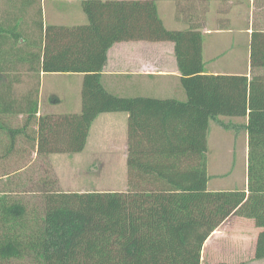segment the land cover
<instances>
[{
    "label": "trees",
    "instance_id": "1",
    "mask_svg": "<svg viewBox=\"0 0 264 264\" xmlns=\"http://www.w3.org/2000/svg\"><path fill=\"white\" fill-rule=\"evenodd\" d=\"M13 1L0 0V76L7 72L12 79L0 83V177L7 186L0 190V264H200L203 244L231 217L251 220L260 230L254 257L264 259V73L256 74L264 71V32L251 34L250 80L204 77L205 8L173 0L174 18L187 28L170 31L157 14L160 0H83L87 22L74 26L44 25L41 0H23L21 27L16 12L1 9ZM20 39L24 51L7 58ZM129 41L174 44L186 102L121 98L104 88L107 51ZM21 69L37 78L81 74V111L38 115V81L36 99L28 91L14 94ZM207 80L218 83L217 98L206 99L211 105L196 95ZM237 81L236 99H242L235 106L226 93ZM121 112L129 114L124 192L66 193L42 181L34 191L37 204L11 187V159L80 153L95 118ZM219 115L248 118L245 190L207 188V133Z\"/></svg>",
    "mask_w": 264,
    "mask_h": 264
},
{
    "label": "crops",
    "instance_id": "2",
    "mask_svg": "<svg viewBox=\"0 0 264 264\" xmlns=\"http://www.w3.org/2000/svg\"><path fill=\"white\" fill-rule=\"evenodd\" d=\"M83 0H41V12L44 25L74 26L84 25L86 16L81 10ZM105 1V0H102ZM139 1V0H117ZM192 10L205 8L207 10L202 28V57L204 77H239L251 78L250 45L251 34L254 31L264 32V0L221 1V0H184ZM261 18L253 22V10ZM157 14L163 26L170 31H180L187 28L175 20V3L173 0L157 2ZM264 71L257 70L256 74ZM27 76V75H26ZM28 78L39 82L38 115L64 114L81 111V74H45L38 78L29 73ZM60 79V82L54 81ZM65 79V80H64ZM182 75L175 57V46L171 42L129 41L113 44L107 51L106 63L101 71V83L111 94L121 98H149L157 100H175L186 102V94L181 84ZM232 82L228 89V102L238 106L241 103L240 81ZM217 81L207 80L197 85L196 95L200 100L209 97L217 98L219 93ZM30 86L28 87V89ZM62 89V91H60ZM34 100V99H33ZM206 104L214 103L205 101ZM158 112H153L155 114ZM158 116H162L161 113ZM247 116L229 117L217 116L210 121L207 133V158L210 153V129H220L228 138L240 137L244 134V156L247 184V133L244 129ZM128 113H105L98 115L92 122L85 148L76 154H52L46 157L52 162L69 161L85 162L95 147H103L104 141L111 142L113 152L122 154L120 163L127 171L128 150ZM235 142V141H234ZM95 149V148H94ZM34 154V153H33ZM36 154H34L35 158ZM208 160V159H207ZM208 164V162H207ZM209 181V177H208ZM208 185V184H207ZM208 187V186H207ZM246 189V188H245ZM115 192V191H106ZM216 192V191H211ZM251 220L231 217L221 224L203 244L200 264H243L239 259L247 257L252 261L248 264H264V259L254 257L256 238L259 233ZM211 245V247H208ZM225 248L236 252L232 259L225 260L221 252ZM226 257H229L226 255ZM229 263L228 261H231Z\"/></svg>",
    "mask_w": 264,
    "mask_h": 264
},
{
    "label": "rangeland",
    "instance_id": "3",
    "mask_svg": "<svg viewBox=\"0 0 264 264\" xmlns=\"http://www.w3.org/2000/svg\"><path fill=\"white\" fill-rule=\"evenodd\" d=\"M22 1L23 0H15L12 3H3L1 5V9L9 14L16 12L19 16L17 24H20L21 27L23 25ZM33 8L31 9V13L35 12L38 7L35 5ZM257 13L258 12L254 8L253 22L257 17L261 18V15L258 16ZM262 17L264 16L262 15ZM31 32L30 36L32 37V35H35V32L34 30H31ZM23 39H20L15 45L13 43L12 49L9 48L10 51H13L6 55L7 58L12 59L16 50L18 55H21L24 51L23 47H25ZM20 72V75L17 76V82L13 84L15 96L20 97L28 91V98L31 100H33V98L36 99V95L33 93L36 91L35 87L37 81L35 82L33 78L32 80L28 78L24 69H21ZM10 80H12L11 75L7 74V72L0 76V83L6 84V82ZM59 80L55 78L54 81L58 83L60 82ZM29 86L30 88L28 89ZM60 91H62V89H60ZM14 122L19 124L21 123V119L18 118ZM209 140L211 144L210 153L207 158V174L209 177L207 185L208 190H245L247 184L244 134L240 133V137L238 138H228L220 129L211 128ZM102 146L103 147L96 148L94 140L93 149H91L88 155H85L84 163H78L80 161L73 160L67 161L65 158L61 162L51 163L43 156H35V158H33L34 154H32L23 158V155H18V159H11V166H9L11 168V187L15 190L16 187L14 184H16L18 190L24 191V197H27L28 200H34L37 204H39V202L36 200L38 198L34 196V191H37L36 186L42 181L53 183L52 185L56 190L66 193H87L92 191L124 192L127 189V171L126 168L123 167V164L120 163L123 159L122 154L112 153V151L117 148V145L113 148L111 142H108V140L104 141ZM18 147H20V144H18ZM18 168H22V170L18 172L16 170ZM5 181V177H0V190L7 187L4 184ZM249 223L252 225L251 221H249ZM209 247H211V245H208L207 249ZM221 253L224 255L222 257L226 258L225 260H229L232 259L236 252H234V250L230 251L228 248L224 247ZM226 255L229 257H226ZM239 260L242 261L243 264H248L252 261L251 259L247 260V257H243ZM228 262L232 263V260Z\"/></svg>",
    "mask_w": 264,
    "mask_h": 264
}]
</instances>
